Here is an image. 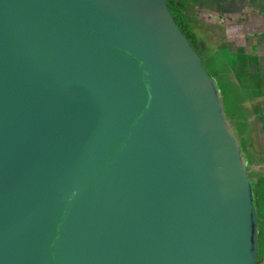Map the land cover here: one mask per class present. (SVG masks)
I'll return each instance as SVG.
<instances>
[{
    "label": "water",
    "instance_id": "obj_1",
    "mask_svg": "<svg viewBox=\"0 0 264 264\" xmlns=\"http://www.w3.org/2000/svg\"><path fill=\"white\" fill-rule=\"evenodd\" d=\"M252 171L166 0H0V264H259Z\"/></svg>",
    "mask_w": 264,
    "mask_h": 264
},
{
    "label": "crops",
    "instance_id": "obj_2",
    "mask_svg": "<svg viewBox=\"0 0 264 264\" xmlns=\"http://www.w3.org/2000/svg\"><path fill=\"white\" fill-rule=\"evenodd\" d=\"M175 2L180 21L194 34L200 54L217 58L230 78L231 85L226 84L232 88L230 99L222 89L224 107L243 133L249 164L260 173L256 175L263 219L259 250L264 249V0Z\"/></svg>",
    "mask_w": 264,
    "mask_h": 264
},
{
    "label": "rangeland",
    "instance_id": "obj_3",
    "mask_svg": "<svg viewBox=\"0 0 264 264\" xmlns=\"http://www.w3.org/2000/svg\"><path fill=\"white\" fill-rule=\"evenodd\" d=\"M198 54L201 57L202 64H203L204 68L206 69V71L208 72V74L211 77H213L220 84L221 91L223 89L224 92H226L227 94L229 93V99H230V97L232 95V88H230V87L228 88L227 85L228 84L231 85V81H230V78L228 77V75L225 73L224 65L221 62H219L217 58H207L206 59L204 56H202V55H204L203 53H201L202 54L201 55L200 52L198 51ZM227 97L225 95V102L227 101ZM233 124H235V123L233 122ZM234 127H235L237 134L240 137V140L244 141V136H243V133L241 132L240 128L236 124L234 125ZM258 205H259V203H258ZM260 205H262V204H260ZM262 210L264 211V207H262ZM259 212L261 213V208H259ZM259 255H260V259H261L259 264H263L264 249L259 250Z\"/></svg>",
    "mask_w": 264,
    "mask_h": 264
},
{
    "label": "trees",
    "instance_id": "obj_4",
    "mask_svg": "<svg viewBox=\"0 0 264 264\" xmlns=\"http://www.w3.org/2000/svg\"><path fill=\"white\" fill-rule=\"evenodd\" d=\"M166 3H167V7H168L174 21L176 22L180 31L183 33L185 39L189 42V44L193 47V49L195 51H197V53H198V48H197L195 36L191 31L187 30L185 28V26L181 23L180 18H179V10L176 7L175 0H166ZM258 173L259 172H257V171H252L251 174L257 178L256 175L260 174V173L259 174ZM260 215H261V213H260ZM261 217H262V215H261ZM262 225H263V222H262ZM260 235H259V242H260V238H261ZM260 261H261V259H260L259 250H258V262L260 263Z\"/></svg>",
    "mask_w": 264,
    "mask_h": 264
}]
</instances>
